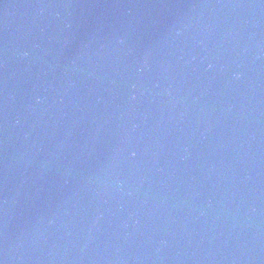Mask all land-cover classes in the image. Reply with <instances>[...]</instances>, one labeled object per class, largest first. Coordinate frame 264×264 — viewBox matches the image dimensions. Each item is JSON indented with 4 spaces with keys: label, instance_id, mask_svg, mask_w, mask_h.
<instances>
[{
    "label": "water",
    "instance_id": "obj_1",
    "mask_svg": "<svg viewBox=\"0 0 264 264\" xmlns=\"http://www.w3.org/2000/svg\"><path fill=\"white\" fill-rule=\"evenodd\" d=\"M0 264H264V0H0Z\"/></svg>",
    "mask_w": 264,
    "mask_h": 264
}]
</instances>
